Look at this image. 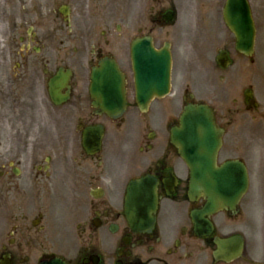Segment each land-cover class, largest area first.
Masks as SVG:
<instances>
[{"label": "flooded vegetation", "instance_id": "obj_1", "mask_svg": "<svg viewBox=\"0 0 264 264\" xmlns=\"http://www.w3.org/2000/svg\"><path fill=\"white\" fill-rule=\"evenodd\" d=\"M223 2L195 0L192 33L197 62L222 46L217 53L225 52L233 64L232 38L221 22ZM161 10L160 6L156 11L150 9V23L163 25L162 17L174 13L172 7ZM262 10L261 4L254 9L251 3L252 15ZM138 31L124 33L120 27L112 34L102 31L96 44L84 51V81L72 76L68 98L59 106L49 83L59 68H67L57 66L53 38L30 33L18 38L21 43L9 39L0 50L1 264H38L53 256L67 264H264L263 183L254 189L250 186L233 210L207 218L211 232L196 234L190 213L200 210L204 201H189L187 172L169 144L168 129L185 103L212 107L217 103L216 93L209 85L203 91L204 99H195L185 86L179 99L172 94L154 98L140 112L130 59L132 41L145 35H137ZM87 41L86 34V46ZM159 41L153 39L156 50L164 44ZM169 44L174 56V46ZM103 58L113 59L124 75L126 110L116 120L93 108L89 92V68ZM211 63L212 73H221L218 79L224 81L227 69L219 68L215 58ZM228 89L225 84L224 93ZM239 96V103L232 100L231 108L224 107L220 99V108L212 107L223 130L230 125V115L264 121V112L258 111L253 99H246L243 90ZM72 116L75 125L66 123ZM102 118L112 125L114 135L106 154L103 142L93 157L64 155L58 150L64 142L74 143L80 126L100 125ZM58 119L64 124L58 125ZM101 126L104 139L106 130ZM116 149L120 156L115 155ZM144 176L156 183L157 208L151 229L133 231L124 219L123 197L127 183ZM63 239L79 243L71 258L56 253ZM214 239H239V256L229 263L215 262Z\"/></svg>", "mask_w": 264, "mask_h": 264}, {"label": "rangeland", "instance_id": "obj_2", "mask_svg": "<svg viewBox=\"0 0 264 264\" xmlns=\"http://www.w3.org/2000/svg\"><path fill=\"white\" fill-rule=\"evenodd\" d=\"M151 0H0V34L6 35L15 25H21L22 31L25 32L28 27L38 28L44 36L41 39H54L52 42L57 52V64L66 65L73 68L78 76L84 74V51L96 43L99 32L105 30L110 34L114 32L116 25H120L124 29V33L128 30H139L143 32H153L158 34L156 27L152 26L149 21ZM255 7L262 5V14H258L259 32L257 36V52L254 66L248 65L245 73L242 70L241 62H239L232 72H236L241 76L233 81H250L254 82L255 89L258 91L257 99L260 108L264 107V0H253ZM159 6L162 10L169 5L177 7L179 16V27L184 28L187 22L185 15L190 9L191 0H159ZM61 6H68L70 9L69 26L64 23L63 18L58 14ZM261 18L263 21H261ZM153 28V30L151 29ZM20 32V31H19ZM39 32V31H38ZM14 37L17 39L18 31H14ZM163 33V32H162ZM87 34V46L84 43V35ZM25 35V34H24ZM2 37H0L1 40ZM94 40V41H93ZM2 41V40H1ZM88 47V48H87ZM64 56L66 58H64ZM176 56L175 64V84L178 83V67L180 56ZM182 56V54H181ZM254 57V59H255ZM257 62V63H256ZM259 62V67L258 66ZM256 65V66H255ZM256 68L259 70L256 73ZM187 78L190 77L192 82L196 79L202 80L194 66L184 67ZM259 73V75H258ZM202 75V74H201ZM205 78L209 75H204ZM194 83V82H193ZM203 84V83H202ZM242 85V84H241ZM177 92V91H176ZM69 122V119H68ZM238 123V122H237ZM253 134L239 135L236 141V127L229 128V134L226 140V148L221 153V160L225 157H234L236 155L234 149L237 147L239 155L244 157L249 163L252 182L259 179V163L257 159L260 155H264V149H261L264 141V127L259 125L255 128ZM243 139L244 145H240ZM79 144L74 138L72 144H62L59 151L64 155L72 151L73 154H79ZM259 161V160H258ZM255 185V182H254ZM254 187H252L253 189ZM59 200L56 204L58 209ZM3 239H0V244Z\"/></svg>", "mask_w": 264, "mask_h": 264}, {"label": "water", "instance_id": "obj_3", "mask_svg": "<svg viewBox=\"0 0 264 264\" xmlns=\"http://www.w3.org/2000/svg\"><path fill=\"white\" fill-rule=\"evenodd\" d=\"M236 1L227 0L224 11V19L227 25L234 32L236 38V50L248 55L252 52L253 29L251 22L248 25V34L245 33L246 19H241L236 14ZM246 10V6H244ZM232 23V25H231ZM242 29L244 32H242ZM142 43L134 48L137 57L133 55L135 63L136 77L139 79L138 90L144 96H149L150 92H166L168 88V68L169 59L167 53L160 55L153 53L149 47L143 49ZM120 81V76L115 67L108 62L101 65L98 70L92 73V91L101 93L110 91L116 82ZM119 108L121 98L117 99ZM111 115H115V110L106 106L103 100L101 105ZM221 132L215 127L211 112L205 107L188 106L180 118L178 129L171 131V143L178 149V154L189 170V194L194 197L203 196L206 204L198 218L203 215L212 214L218 210L230 207L245 192L247 186V176L245 168L237 162H226L222 166H216V156L220 148ZM87 140V139H86ZM99 139L90 140L93 148H97ZM84 145V139H83ZM138 190L137 197L141 203L140 214L149 219V214L155 208V195L152 186L145 181L131 184L127 194L126 214L131 221L133 209L130 205L135 196L133 191ZM132 215V216H131ZM194 216V215H193ZM218 250L216 259L225 257V242L216 241ZM47 264H62L54 260Z\"/></svg>", "mask_w": 264, "mask_h": 264}]
</instances>
